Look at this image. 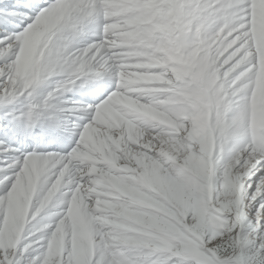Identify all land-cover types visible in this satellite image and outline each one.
<instances>
[{
  "label": "snow or ice",
  "instance_id": "1",
  "mask_svg": "<svg viewBox=\"0 0 264 264\" xmlns=\"http://www.w3.org/2000/svg\"><path fill=\"white\" fill-rule=\"evenodd\" d=\"M260 3L264 0H0V264H74V201L94 242L88 264H264V133L252 127L264 56L252 33ZM45 21L36 73L20 78L15 66L23 38ZM194 47L201 49L196 71L206 69L199 81L177 79L175 65L153 66L164 60L161 49L188 53ZM135 73L160 82L127 79ZM203 90L217 98L220 127L210 171L189 177L179 163L158 154L166 130L118 101L130 97L177 116L187 109L181 93ZM105 109L145 134L133 144L123 126L111 132L123 137L121 149L113 148L120 163L134 167L132 157L146 153L180 186L182 191L163 196L146 191L174 213L170 223L180 240L163 246L146 227L101 207L99 177L128 174L96 162L99 157L83 158L90 153L86 130L101 127ZM21 186L30 198L27 218L18 237L9 239L10 207ZM182 195L190 207H181ZM113 203L137 215L159 216L123 197ZM58 228L63 250L50 259Z\"/></svg>",
  "mask_w": 264,
  "mask_h": 264
},
{
  "label": "rangeland",
  "instance_id": "2",
  "mask_svg": "<svg viewBox=\"0 0 264 264\" xmlns=\"http://www.w3.org/2000/svg\"><path fill=\"white\" fill-rule=\"evenodd\" d=\"M46 24L47 21L43 22L41 26L34 28L28 36V41L37 39V36H43ZM252 33L258 47L264 49V3H260L254 12ZM20 51L22 52L19 54L22 58V63L19 65L18 56L15 72L16 75L21 78L26 71L23 67L24 64L25 66L28 65L30 67V63L33 62L34 64L37 60L39 61L41 56L38 55L35 58H32L30 55L26 54V50L25 52L22 49ZM160 51L166 63L164 60L159 62L156 61L153 66H160V64L161 66L175 65V67H173L174 70L171 68V72L177 79L190 77L194 82H196L201 80L203 77L206 69L202 68L203 70L201 69L200 71H196L197 61L201 55V49L199 47H194L188 53H183L180 50L172 51L168 49H161ZM165 52L167 55H165ZM163 63L164 65H162ZM182 63L183 66L181 71L179 66H181ZM33 72L34 74L36 73V67ZM137 74L139 76H136ZM137 74L133 77L131 74L127 79L130 78L132 80L131 81L129 79L131 82L143 84L160 82L158 77L151 76L149 78L150 75ZM199 74H201L200 77ZM213 81L215 83L214 79ZM150 90L152 91V89ZM145 91L147 90L145 89ZM185 92L184 94L181 93V95L187 102V109L185 112L175 117L169 115L168 113H163L162 111L157 110V108L154 109V107L150 105L148 106L133 100L132 98H128L129 100H126L129 105H127L125 101H123L125 104L122 103V105L127 107L130 112L132 111L133 113L138 114L144 120L160 125L166 130L164 138L161 140L160 151L158 153L166 161H170L174 164L179 163L182 171L189 177L194 174L206 175L210 171L209 162L216 145V130L220 127V122L215 119V106L217 98L210 90L189 93L188 91L187 93ZM189 94L192 95L189 96ZM160 112L164 115L163 117ZM116 114L117 113L113 111L110 112V117H112L109 119L111 120H107V122L100 124L101 127L99 128L94 127L91 128V130L89 129L86 131L87 136H85L90 148V153L82 154L84 159L96 161V157H99V161L96 162L104 163L117 171H125L128 173L123 176L105 174L99 177L98 189L100 190V194L104 197V199L100 201V205L103 209L117 214L122 219L130 220L131 222L146 227L150 237L158 240L161 245L168 246L172 240H180L182 238V234L175 230L170 223L174 213L167 210L166 207L161 206L159 201L154 198H149L146 195V191L163 196L164 193L171 192L173 190H182L174 180H171L165 174L159 162L156 161L155 158L148 157L146 153H138L132 157V164L134 167H128L120 163V160L113 152V148L118 150L121 149L120 141L123 140V137L114 138L111 135V132L113 130L120 129L123 126L127 133L128 140L133 144H140V142L144 139L145 134L142 128L137 127L127 120H123L122 117ZM108 116L109 114H107V117ZM185 122H187V124ZM252 127L257 132L264 133V56L261 58V73L257 81V90L253 97ZM184 133H187V135H182ZM196 149H198L199 155H197ZM181 157H183V160L180 159ZM57 195H59V193H57ZM121 197L139 205L140 207L158 212L159 216L149 217L147 215H137L133 213L131 208L113 203L114 200ZM55 200L56 197L54 196L53 201ZM12 202H16V204H14L15 206L13 205L14 207H10L8 222L9 239L18 237L19 232L22 231L26 222L30 202L28 188L21 186ZM49 205L52 206V201H50ZM190 206L191 202L182 195L181 207L187 208ZM201 215H203V211H201ZM72 217L74 222V264H88V260L94 247V242L91 236L89 222L85 219L82 213L79 201H74ZM63 244V229L58 228L57 233L50 242V259H55L62 252Z\"/></svg>",
  "mask_w": 264,
  "mask_h": 264
},
{
  "label": "bare ground",
  "instance_id": "3",
  "mask_svg": "<svg viewBox=\"0 0 264 264\" xmlns=\"http://www.w3.org/2000/svg\"><path fill=\"white\" fill-rule=\"evenodd\" d=\"M45 28V27H44ZM32 30H30L25 36H24V38H23V41H22V44H21V49L25 52V50L27 51V55H30L32 58H35L36 56H42L41 55V53H38V47H39V44H40V41H41V39H42V36L41 37H38L37 36V39H35V40H33V41H28V36L30 35V32H31ZM44 33V32H43ZM42 34V33H41ZM167 50V49H166ZM165 51V50H164ZM20 53H22L21 51H20ZM166 53V52H165ZM24 54V53H23ZM23 54H21V55H23ZM165 55H167V53L165 54ZM171 55V54H170ZM26 56V55H25ZM174 56H176V55H174ZM166 57V56H165ZM177 57V56H176ZM26 58V57H25ZM24 58V59H25ZM167 58V57H166ZM22 58L19 56V65L22 63V60H21ZM35 61V60H34ZM165 61V60H164ZM159 62V61H158ZM184 62V61H183ZM37 63H38V60L33 64V62L32 63H30V67L28 66V65H26L25 66V64H24V68L26 69V71H25V73L23 74V76L21 77V78H25V77H28V76H30V75H35L34 74V72H33V70H34V68L37 66ZM165 63H166V61H165ZM17 64V63H16ZM160 64V63H159ZM18 65V66H19ZM162 65H164V63L162 64ZM160 66H161V64H160ZM165 66V65H164ZM182 66H183V63H182V65L181 66H179V69L182 71ZM197 66V65H196ZM177 67H178V65H177ZM176 67V68H177ZM173 68V67H172ZM173 70H174V68H173ZM186 70V69H185ZM203 70V69H202ZM187 71V70H186ZM195 72V71H194ZM203 72V71H202ZM201 72V73H202ZM27 74V75H26ZM137 73H135V74H132L131 76L133 77V76H135ZM194 75V74H193ZM192 75V76H193ZM196 75V74H195ZM200 75L201 74H199V77H200ZM136 76H139L138 74L136 75ZM144 76V75H143ZM141 77V76H140ZM144 77H146V76H144ZM151 76H149V78H150ZM143 78V77H142ZM130 79V78H129ZM143 79H146V78H143ZM152 79V78H151ZM131 80V79H130ZM147 80V79H146ZM148 80H150V79H148ZM132 81V80H131ZM147 84V83H146ZM213 85H214V81H213ZM147 91L149 90V91H151L150 89H146ZM152 91H154V89H152ZM185 92V91H184ZM184 92H182L183 94H184ZM185 93H187V91L185 92ZM189 93V92H188ZM190 95H192V94H189V96ZM207 95V94H206ZM184 96V95H183ZM189 96H187V97H189ZM210 96V95H209ZM128 98H130V97H121L120 98V100L118 101L119 103H123V104H125L123 101H125L126 102V104H127V101L126 100H129ZM130 101H132V100H130ZM133 102V101H132ZM131 103V102H130ZM132 104V103H131ZM127 105H129V104H127ZM133 105V104H132ZM126 106V105H125ZM134 106V105H133ZM149 106V105H148ZM131 107V106H130ZM127 108V107H126ZM148 109V108H147ZM149 109H150V107H149ZM154 109H155V107H154ZM132 110V109H131ZM158 110V109H157ZM147 111V110H146ZM110 112H112V110L111 109H105L104 110V112H103V114L102 115H100L99 116V119H98V124L100 125V124H103V123H105V122H107V120H111V119H109V118H111L110 117ZM132 112V111H131ZM153 112H154V110H153ZM164 113V112H163ZM107 114H109V116L107 117ZM160 114H161V112H160ZM167 114V113H166ZM116 115H118V114H116ZM115 116V115H114ZM161 116L163 117L164 115L163 114H161ZM172 116V115H171ZM197 116V115H196ZM116 117V116H115ZM114 117V118H115ZM175 117V116H174ZM119 119V118H118ZM121 119V118H120ZM124 120V119H123ZM177 121V120H176ZM201 122V121H200ZM107 124V123H106ZM101 126V125H100ZM99 128V127H98ZM89 130V129H88ZM88 130H86V131H88ZM91 130V129H90ZM98 130H100V129H98ZM105 132V131H104ZM87 133V132H86ZM101 134V133H100ZM87 136V135H86ZM92 137V136H91ZM88 144V143H87ZM89 154V153H88ZM87 157V156H86ZM24 191V190H23ZM19 194V193H18ZM19 201V200H18ZM22 202H24V201H22ZM21 202V203H22ZM14 204H16V202L15 203H11V206H13ZM24 205H25V203H24ZM15 206V205H14ZM13 206V207H14ZM50 206V205H49ZM18 207V206H17ZM51 207V206H50ZM15 211V210H14ZM17 211V210H16ZM21 211V210H20ZM18 212V211H17Z\"/></svg>",
  "mask_w": 264,
  "mask_h": 264
},
{
  "label": "clouds",
  "instance_id": "4",
  "mask_svg": "<svg viewBox=\"0 0 264 264\" xmlns=\"http://www.w3.org/2000/svg\"><path fill=\"white\" fill-rule=\"evenodd\" d=\"M183 135V134H182Z\"/></svg>",
  "mask_w": 264,
  "mask_h": 264
}]
</instances>
